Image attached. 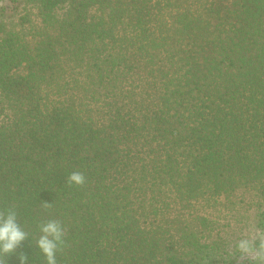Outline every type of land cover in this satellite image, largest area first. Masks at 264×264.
Returning a JSON list of instances; mask_svg holds the SVG:
<instances>
[{
    "label": "trees",
    "instance_id": "obj_1",
    "mask_svg": "<svg viewBox=\"0 0 264 264\" xmlns=\"http://www.w3.org/2000/svg\"><path fill=\"white\" fill-rule=\"evenodd\" d=\"M255 199L264 0H0V212L28 234L6 264H45L49 219L57 264H248L212 213Z\"/></svg>",
    "mask_w": 264,
    "mask_h": 264
},
{
    "label": "clouds",
    "instance_id": "obj_2",
    "mask_svg": "<svg viewBox=\"0 0 264 264\" xmlns=\"http://www.w3.org/2000/svg\"><path fill=\"white\" fill-rule=\"evenodd\" d=\"M85 177L80 172H72L68 178L69 185H82ZM49 204H44L47 207ZM39 238L35 246L44 257L45 264H57L56 255L63 244L64 228L61 222L49 219L39 224ZM27 233L17 222V213L14 209L0 212V264H6V257L14 253L16 249L27 238ZM229 259L238 256L246 258L248 264H264V232L258 234L257 238L251 235L242 237L235 241ZM19 264H28V257L23 253L17 255Z\"/></svg>",
    "mask_w": 264,
    "mask_h": 264
},
{
    "label": "rangeland",
    "instance_id": "obj_3",
    "mask_svg": "<svg viewBox=\"0 0 264 264\" xmlns=\"http://www.w3.org/2000/svg\"><path fill=\"white\" fill-rule=\"evenodd\" d=\"M4 2H6V0H4ZM23 5V3L20 4L21 7ZM259 209L264 210V200L255 199L249 206L246 205L243 208L237 207V212L224 211L222 213L212 214L217 216L216 220H218L220 224L228 223L231 225L229 236L235 243L236 240L242 237L251 235L253 238H257L259 233L264 232V230L256 227V222L254 221V216Z\"/></svg>",
    "mask_w": 264,
    "mask_h": 264
}]
</instances>
